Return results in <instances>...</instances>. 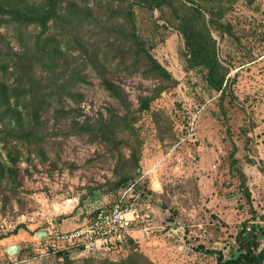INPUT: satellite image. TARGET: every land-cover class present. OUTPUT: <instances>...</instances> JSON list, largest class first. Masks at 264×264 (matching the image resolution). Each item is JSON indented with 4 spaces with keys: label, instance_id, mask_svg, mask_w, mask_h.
I'll use <instances>...</instances> for the list:
<instances>
[{
    "label": "rangeland",
    "instance_id": "rangeland-1",
    "mask_svg": "<svg viewBox=\"0 0 264 264\" xmlns=\"http://www.w3.org/2000/svg\"><path fill=\"white\" fill-rule=\"evenodd\" d=\"M128 5L59 0L45 26L0 10V61L22 89L0 100V264H218L206 249L229 257L243 224L264 246V0ZM195 9L221 88L178 30ZM114 201L150 216L123 253L26 248Z\"/></svg>",
    "mask_w": 264,
    "mask_h": 264
},
{
    "label": "trees",
    "instance_id": "trees-1",
    "mask_svg": "<svg viewBox=\"0 0 264 264\" xmlns=\"http://www.w3.org/2000/svg\"><path fill=\"white\" fill-rule=\"evenodd\" d=\"M13 7L6 9L0 5V10L6 11L12 14V17L17 20L27 21L33 24H40L45 26L48 19L52 18L56 14V9L59 0H44L42 6L36 2H26L25 0H8ZM127 1L129 8L133 5L146 6L150 8L161 7L167 4H172L173 0H121ZM23 2V5L20 3ZM29 5L32 6L31 10ZM198 9H195L196 14L192 15H181L180 22L178 23L179 32L185 37L186 43L188 44L191 59L197 63L202 64L206 67L208 73V82L216 87L221 88L224 75L221 73L222 66L216 58L214 50V40L209 34L205 26H199L197 23ZM134 13L129 10L128 20L134 24ZM1 35V34H0ZM139 49H142L141 44L136 41ZM3 61H0V68L2 69V77H0V100L3 102H9L11 100H20L22 98V89L20 88L19 80L14 81L15 83L9 84L7 82L8 75L11 73L5 71ZM6 93V94H5ZM125 179H120L114 187L118 188L124 184ZM255 227L248 228L247 224H243L241 229L236 235V247L234 252L226 257L222 249H206V252L216 255L218 264H264V246L259 247L257 241ZM200 248H203L201 246ZM68 255V254H67Z\"/></svg>",
    "mask_w": 264,
    "mask_h": 264
},
{
    "label": "built area",
    "instance_id": "built-area-1",
    "mask_svg": "<svg viewBox=\"0 0 264 264\" xmlns=\"http://www.w3.org/2000/svg\"><path fill=\"white\" fill-rule=\"evenodd\" d=\"M149 217L147 211L114 201L91 209L83 222L70 230L47 226L45 234L35 235L32 243L25 246L39 257H60L64 253L77 257L116 256L130 246L134 226L148 222Z\"/></svg>",
    "mask_w": 264,
    "mask_h": 264
},
{
    "label": "water",
    "instance_id": "water-1",
    "mask_svg": "<svg viewBox=\"0 0 264 264\" xmlns=\"http://www.w3.org/2000/svg\"><path fill=\"white\" fill-rule=\"evenodd\" d=\"M42 232H43V234H45V230L44 229H42V230H38L37 231V236H42ZM8 251L9 252H16V251H18V247L16 246V245H14V246H12V248H11V250L10 249H8ZM67 253H64V255H66ZM61 256V255H60Z\"/></svg>",
    "mask_w": 264,
    "mask_h": 264
},
{
    "label": "crops",
    "instance_id": "crops-1",
    "mask_svg": "<svg viewBox=\"0 0 264 264\" xmlns=\"http://www.w3.org/2000/svg\"><path fill=\"white\" fill-rule=\"evenodd\" d=\"M134 231H135V230H133V232H132V237H133V238H134V233H135Z\"/></svg>",
    "mask_w": 264,
    "mask_h": 264
}]
</instances>
